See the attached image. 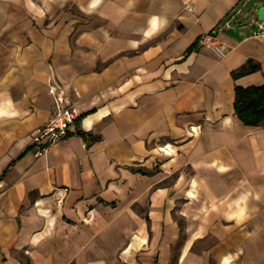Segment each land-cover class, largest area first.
Instances as JSON below:
<instances>
[{
    "label": "crops",
    "instance_id": "crops-1",
    "mask_svg": "<svg viewBox=\"0 0 264 264\" xmlns=\"http://www.w3.org/2000/svg\"><path fill=\"white\" fill-rule=\"evenodd\" d=\"M248 3L0 0V264H264V126L233 108L264 34L225 27ZM50 86L78 118L38 155Z\"/></svg>",
    "mask_w": 264,
    "mask_h": 264
},
{
    "label": "built area",
    "instance_id": "built-area-1",
    "mask_svg": "<svg viewBox=\"0 0 264 264\" xmlns=\"http://www.w3.org/2000/svg\"><path fill=\"white\" fill-rule=\"evenodd\" d=\"M249 1L250 0H245V3ZM260 4L263 6L262 2ZM255 12L257 14V8ZM234 19L235 16L229 18L225 27L230 28L231 25L236 24ZM258 21L260 24L257 23ZM252 24H258L259 32L264 34V22L258 19V15L256 20H252ZM197 44L210 49L217 56L222 57V52L219 50V45L216 43L214 31L200 36ZM48 92L54 100L53 113L49 120L32 136V143L38 155L45 153L53 144L64 139L74 127L78 118L76 110L67 103L64 91L61 88L50 86Z\"/></svg>",
    "mask_w": 264,
    "mask_h": 264
},
{
    "label": "trees",
    "instance_id": "trees-1",
    "mask_svg": "<svg viewBox=\"0 0 264 264\" xmlns=\"http://www.w3.org/2000/svg\"><path fill=\"white\" fill-rule=\"evenodd\" d=\"M194 47H190L187 52H191ZM259 64L252 60L232 73L234 80L258 72ZM234 114L245 126L260 127L264 126V84L261 86L235 87L234 94ZM80 135L85 138L84 134Z\"/></svg>",
    "mask_w": 264,
    "mask_h": 264
},
{
    "label": "rangeland",
    "instance_id": "rangeland-1",
    "mask_svg": "<svg viewBox=\"0 0 264 264\" xmlns=\"http://www.w3.org/2000/svg\"><path fill=\"white\" fill-rule=\"evenodd\" d=\"M255 1V0H254ZM254 1H252V3H248L249 6L247 8H245L242 13L239 15V17H237V19L235 21H241L243 27H246V30L251 31L250 33H252L253 31H258V24H260V22L258 21L256 25L252 24V20H256L257 19V14L255 12V9L253 8L254 6ZM261 2L263 3V7H264V0H261ZM247 4V5H248ZM264 26V24H263ZM224 34L228 35V36H233V33H229V32H223Z\"/></svg>",
    "mask_w": 264,
    "mask_h": 264
},
{
    "label": "water",
    "instance_id": "water-1",
    "mask_svg": "<svg viewBox=\"0 0 264 264\" xmlns=\"http://www.w3.org/2000/svg\"><path fill=\"white\" fill-rule=\"evenodd\" d=\"M257 15L258 19L264 22V8L261 4L257 6Z\"/></svg>",
    "mask_w": 264,
    "mask_h": 264
}]
</instances>
